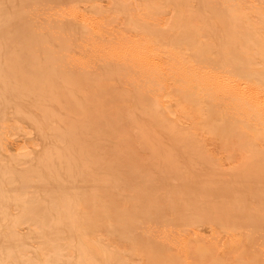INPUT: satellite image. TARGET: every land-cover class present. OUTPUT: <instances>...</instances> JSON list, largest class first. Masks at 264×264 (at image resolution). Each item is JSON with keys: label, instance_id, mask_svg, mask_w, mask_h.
Returning <instances> with one entry per match:
<instances>
[{"label": "bare ground", "instance_id": "1", "mask_svg": "<svg viewBox=\"0 0 264 264\" xmlns=\"http://www.w3.org/2000/svg\"><path fill=\"white\" fill-rule=\"evenodd\" d=\"M262 245L264 0H0V264Z\"/></svg>", "mask_w": 264, "mask_h": 264}, {"label": "rangeland", "instance_id": "2", "mask_svg": "<svg viewBox=\"0 0 264 264\" xmlns=\"http://www.w3.org/2000/svg\"><path fill=\"white\" fill-rule=\"evenodd\" d=\"M111 37H113V36H110L109 38H111ZM100 129H101V128L96 127V128H93L92 131H93L94 134L99 135V131H100ZM32 136H34V134H32ZM118 143H119V140L116 138V135H111V138H110V140L107 142V145H106V151H107V153L109 154V151H110L111 149L116 148V147L118 146ZM39 148H42V143H41L40 141H38V142H33V143H29L28 151L32 152L34 149H39ZM146 156H147V154H146ZM108 157L110 158V155H108ZM238 163H239V158H236V159H234L231 163L225 165L224 168H225L226 170H230V169H232L233 167L237 166ZM200 229H201L203 232H205L206 234H208V233L210 234L211 225H204V226H201ZM218 239H219V241H220L221 243H224V242L227 240V234H226L225 232H219V234H218ZM244 239H245V238H244ZM244 245H247V243H245V242L243 241V243L241 244V246H244ZM259 249L263 251V249H264V245L260 246ZM243 250H244V247H243L242 251H243ZM242 251H241V252H242ZM239 253H240V252H239ZM239 253H238V254H239ZM234 254H235V252L231 254V255H232L231 257L235 256ZM154 264H155V263H154ZM183 264H194V263H193V262H192V263L184 262ZM231 264H238V262H237L236 260H234V258H232V260H231Z\"/></svg>", "mask_w": 264, "mask_h": 264}]
</instances>
